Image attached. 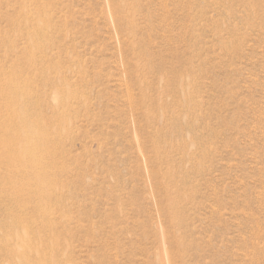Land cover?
Returning <instances> with one entry per match:
<instances>
[{"label":"rangeland","instance_id":"obj_1","mask_svg":"<svg viewBox=\"0 0 264 264\" xmlns=\"http://www.w3.org/2000/svg\"><path fill=\"white\" fill-rule=\"evenodd\" d=\"M34 240L54 264H264V0H0V264Z\"/></svg>","mask_w":264,"mask_h":264},{"label":"bare ground","instance_id":"obj_2","mask_svg":"<svg viewBox=\"0 0 264 264\" xmlns=\"http://www.w3.org/2000/svg\"><path fill=\"white\" fill-rule=\"evenodd\" d=\"M20 126L18 127L21 130V133L24 132H29L31 130L33 137L29 140V139H21L20 143H23V148H24V153H23V157L19 158L18 160V165L21 166V173L22 176L25 173V177L26 174L28 176H33V180L34 182H32L31 184L28 183V181L25 178H20L19 182L20 184H23V187L26 185V189L27 187L30 188L32 187V191H34L35 189L37 190V192H40L39 195L36 194V190L33 192L34 194L31 195L32 197H36L37 199H41L42 195H44V198L42 199V202L40 203V206H38V214L40 216H43V214L46 212L45 209V204L47 203V199L50 197L49 191H50V187L49 186V182H45L44 180L41 179V176H39V170H40V161H38V156L41 155V157L44 158V155H50V153H47L45 151V145L46 142L48 140L47 137L44 136V134L42 132H40V128L42 126V123L39 125V127L36 126V124H34L33 122L29 124H19ZM4 139L6 140V142L8 141H13L14 137L16 136V134H12V132L7 133ZM45 141V142H44ZM9 152V150H8ZM41 160V158H40ZM24 172V173H23ZM27 181V182H26ZM47 192V195H46ZM20 230L16 231V229L14 230V232H16V234H20L19 237L23 236L25 233L28 234L27 230L24 228V224L22 225V223L20 222ZM23 226V227H22ZM17 237V235H16ZM10 243V240L8 241ZM10 245V244H9ZM38 243L34 240L32 241V244H28V245H24L23 248H25L26 252H28L29 254H31V257H34V264H36L37 260V264H54L53 259L51 258H44L41 254V252L39 251V249L37 248ZM41 250V249H40ZM22 262V260H20ZM25 264V263H23ZM26 264H30V263H26ZM32 264V263H31Z\"/></svg>","mask_w":264,"mask_h":264}]
</instances>
